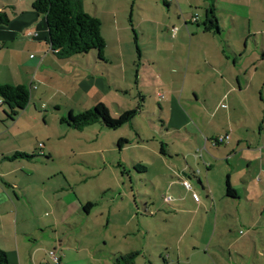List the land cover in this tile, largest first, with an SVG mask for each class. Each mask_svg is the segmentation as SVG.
<instances>
[{"label":"rangeland","instance_id":"374dc122","mask_svg":"<svg viewBox=\"0 0 264 264\" xmlns=\"http://www.w3.org/2000/svg\"><path fill=\"white\" fill-rule=\"evenodd\" d=\"M171 1L83 0L84 11L101 21L108 60L118 64L122 57L129 66L125 85L121 70L102 65L97 52L93 51L76 56V79L61 82L64 86H60L63 89L58 93L41 86L38 90L36 86L31 87L29 103L20 112V118H15V126L10 127L11 121L5 115L8 109L0 107V163H3L0 174L6 175V181L0 179V250L7 254L8 264H14L10 241L15 240L16 221L23 254L29 252L25 246L40 240L49 241L53 246L56 244L55 248L62 249L65 257L62 264H115L120 256L133 253L139 254L134 264H264V247L258 243V254L255 253L252 238L256 234L248 229L251 213L233 208L225 199L226 190L221 181L219 190L215 177L216 207H213L196 181L186 178L192 188L178 181L183 177L181 169H187L186 166L196 173L199 171L191 156L186 160L187 151L175 159L176 149L171 148L172 159H167L164 164L159 154L160 143L164 140L170 144L172 136L163 133L156 105V100L161 98L153 92L154 81L145 62V57L153 55L155 37H151L157 33L159 22L166 23L170 19L165 26L180 32L186 28H201L189 22L185 27L182 20H189L193 14L202 22L208 3L215 6L220 18L219 28L247 32L251 13L257 19L251 23L252 30L262 32L264 0ZM15 3L16 0H0V7H7L10 18ZM145 15L148 22L143 21ZM230 15L235 16V24ZM130 17L135 34L129 24ZM161 29L164 31V25ZM146 32H150V38ZM135 36L146 54L141 58L145 73H140L139 79L140 90L146 99L143 113H138L131 124L117 130L106 129L97 123L77 131L61 124L60 119L66 118L71 111L78 115L86 110V105L94 107L91 104L96 95L90 91L93 83L89 80L94 74L92 65H96L99 73L109 76L112 84L121 82L123 91L129 90L130 96L116 94L122 98L110 105L109 113L113 119L126 109H137L139 100L134 87L136 68L133 64L138 66L140 59L134 45ZM261 39L263 36L257 35L256 43H261ZM24 46L17 42L14 49ZM72 81H76V87ZM112 92L115 93L113 87ZM187 96L189 93L185 91L184 98ZM215 127L218 129V125ZM188 132L194 134L193 128L188 127ZM22 137L19 143L15 140ZM176 137L179 145L182 143L179 139L185 136ZM120 139H125L128 144L118 148ZM12 147L33 158L13 160V154H10L3 160V155L15 150ZM23 148L27 153L22 152ZM196 154L201 157L207 152L200 148ZM176 160L177 173L172 164ZM187 172L190 174L189 170ZM174 182L176 186L171 187L169 184ZM236 188L240 191L238 186ZM49 202L53 206H49ZM88 203L92 207L85 213L83 208ZM240 217L244 228L237 224ZM40 219L49 224L55 221L57 225L50 227L47 224L39 231H33L32 223ZM33 232L34 239L30 238ZM53 248L47 250L53 251Z\"/></svg>","mask_w":264,"mask_h":264},{"label":"crops","instance_id":"0c3cea01","mask_svg":"<svg viewBox=\"0 0 264 264\" xmlns=\"http://www.w3.org/2000/svg\"><path fill=\"white\" fill-rule=\"evenodd\" d=\"M16 1L12 8V17H9V25L0 26V49H2L0 51V85L28 86L29 91L33 86H36V90L41 86L47 91L51 92L52 89L54 93H58L63 89L60 87L62 84L73 78L76 79V56L66 60L56 58L47 41L45 19L36 15L31 8L35 0ZM176 7L178 8L177 4ZM207 7L208 3L205 4L202 22L197 15L193 16V14L189 20L178 18L180 22L182 20L185 27L189 22L201 28H186L181 32L180 30L173 32L175 28L172 27L169 30L165 26L166 23H170L168 19L166 23H158V31L151 37V39L155 37L153 55L145 57V62L150 67V76L154 81L153 92L157 98H161L156 100V105L163 133L172 136L170 144L162 140L160 148L163 151L159 154L166 164L167 159H172L171 148L176 149L175 159L187 151L186 160L191 156V160L199 166V171L196 173L186 166L187 169H181L183 177L178 181L187 182L186 178L196 181L198 188L206 193L213 207H216L215 186L219 185L220 181L225 186V190L229 185L235 191V198L227 197L225 191V199L236 210L243 209L244 212L251 213L252 217L248 223L250 226L247 228L253 230L257 236L252 238V243L255 253L258 254V243L264 247V31L252 30L251 23L256 22L257 19L255 15L249 13L250 26L247 32L219 28L220 18L217 15L218 31L207 32L203 28ZM6 8L2 6L0 10L6 12ZM190 9L192 11V7ZM229 17L235 24L233 20L235 16ZM143 18V21H149L148 16L145 15ZM129 19L131 20V17ZM129 24L135 34L132 22ZM163 25L164 31L161 29ZM232 26L236 27V25ZM146 35H150V32H146ZM257 35L263 36L259 44L255 41ZM17 42L25 46L14 49ZM134 45L135 49L136 46L140 49L138 66L135 63L133 67L136 68L134 87L138 91L139 114H142L146 99L144 92L140 90L139 79L140 73H145L141 58L146 54H143L144 50L140 48L141 45H138L137 37ZM100 62L102 65L116 66L121 70V79L125 85L129 66L124 63L122 57L118 64H115L114 61L108 60L104 50V61L100 60ZM72 65L74 67L70 68ZM92 69L94 74L89 78L90 83H93L90 91H94L96 99L91 105L102 104L110 112L112 102L122 98L119 97L121 94L130 96L129 90L123 91L121 82L112 84L109 76L96 70V65H92ZM72 83L76 87V81ZM185 91L189 93L186 98H184ZM74 97L75 95L72 98ZM85 107L86 110L93 108L89 105ZM130 110L126 109V111ZM19 116L20 113L17 119L20 118ZM15 124L17 120L14 119L10 127ZM215 125H218V129ZM188 127L193 128L194 134L188 132ZM182 134L185 137L180 138L182 143L177 145L176 136H183ZM136 135L142 144L137 131ZM219 137H228V139L214 145L213 141ZM23 138H15V140L19 143ZM27 138L29 137L25 139ZM126 142L127 145L128 141ZM12 148L15 150L3 155V160H7L4 157L20 151L18 148ZM200 148L207 152L205 156L198 157L196 154ZM23 149L22 152L27 153L26 148ZM49 157H52L51 154ZM199 159L201 165H198ZM172 164L177 173V160ZM234 174L237 175L235 178ZM5 177L6 175L0 174L2 181H6ZM215 177L216 185H214ZM175 184L174 182L169 185L172 187L176 186ZM236 186L240 188V191ZM217 187L221 189L220 185ZM48 205L53 206L50 202ZM47 224L50 227L57 225L55 221L49 224L44 219H40L32 223L31 227L33 231H39L40 227H45ZM237 224L240 228H244L245 224L241 217ZM17 225L16 221L15 240L10 241L14 264H27V261L31 264H52L50 253H53L56 258L59 255L57 263L53 262V264L63 263L65 257H63L62 249L55 248L56 244L54 243L53 246L49 241L47 243L40 240L34 245L25 246L29 252L27 255L23 254L18 242ZM34 237L33 232L30 238L34 239ZM46 238L50 239L49 236ZM61 244L62 242L59 241L60 247ZM50 247H54L53 251L47 250Z\"/></svg>","mask_w":264,"mask_h":264},{"label":"trees","instance_id":"16d2710c","mask_svg":"<svg viewBox=\"0 0 264 264\" xmlns=\"http://www.w3.org/2000/svg\"><path fill=\"white\" fill-rule=\"evenodd\" d=\"M31 8L36 15L44 17L47 41L56 58L66 60L96 51L98 59L104 61L106 42L101 33V22L84 11L83 0H35ZM129 22L131 23L130 19ZM9 23L8 14L4 10H0V26H7ZM203 28L207 32L218 31V19L213 4H209L207 7ZM134 41H136V37ZM136 52L139 56L140 49L137 46ZM29 100L30 91L28 87L0 85V107L8 109L5 115L10 121H13L26 108ZM139 110L140 107H137L136 110L122 112L118 118L113 119L109 110L104 105L98 104L78 115H73L70 112L66 118L60 119V123L77 131H82L84 128L97 123L106 129L117 130L125 124H130L138 115ZM126 143L125 140L120 139L117 143L118 148ZM162 151L160 148L161 153ZM18 157L33 158L25 154L14 153L12 159ZM226 196L229 198L236 196L235 191L229 185L226 187ZM91 207L90 203L86 204L83 208L84 212H88ZM138 255V253H133L120 256L115 264H134V259ZM0 264H8L7 254L2 250H0Z\"/></svg>","mask_w":264,"mask_h":264},{"label":"built area","instance_id":"2783aa9c","mask_svg":"<svg viewBox=\"0 0 264 264\" xmlns=\"http://www.w3.org/2000/svg\"><path fill=\"white\" fill-rule=\"evenodd\" d=\"M175 31H176V29H173V32H175ZM0 48H1V44H0ZM227 139H228V137H219V138H217L216 140L213 141V144L217 145V144L223 143ZM184 185L187 188H190V185L187 182H184ZM50 256L52 257L53 262L57 263L58 258H56L53 253H50Z\"/></svg>","mask_w":264,"mask_h":264}]
</instances>
